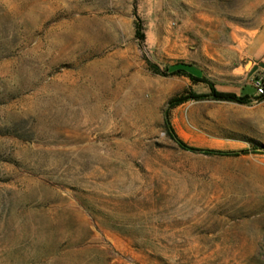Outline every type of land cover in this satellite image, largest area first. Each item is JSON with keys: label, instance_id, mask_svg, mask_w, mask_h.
Listing matches in <instances>:
<instances>
[{"label": "rangeland", "instance_id": "obj_1", "mask_svg": "<svg viewBox=\"0 0 264 264\" xmlns=\"http://www.w3.org/2000/svg\"><path fill=\"white\" fill-rule=\"evenodd\" d=\"M263 26L264 0H0V264H264V103L175 108L188 146L249 153L183 152L163 114L208 87L148 65L251 94Z\"/></svg>", "mask_w": 264, "mask_h": 264}, {"label": "trees", "instance_id": "obj_2", "mask_svg": "<svg viewBox=\"0 0 264 264\" xmlns=\"http://www.w3.org/2000/svg\"><path fill=\"white\" fill-rule=\"evenodd\" d=\"M133 17L135 19V24H134L135 38L142 45L144 44L145 37L143 33L142 23L136 13V8H134L133 10ZM148 65L151 68V71H153V74L155 75H162L163 77L166 75L176 76V77H185L193 84L203 83V84H206L208 87L209 94L207 95L198 96V95H195L194 93H191L189 94L188 97L181 96V97L173 98L167 104V109L165 113L163 114V126L165 129L167 138L170 141H172L174 144H176L179 150L193 154V155H199V156H204V157H218V158H238L240 156H246L249 153L248 151H245V150L220 151V150H211V149H197V148L188 146L187 144L182 142L178 138L176 133L174 132L170 124V112L190 100L201 101L204 99H211L212 101H215V102L230 103V104H235L239 106H247L249 105V99L253 94L252 89L250 90L251 94H248V95L243 94L245 89H242L241 90L242 95L238 97L234 94L219 93L218 91H216V89L214 88L212 84L208 83L204 79H199L197 76H195V74L192 72V70L189 67L176 65L169 70L170 72L161 73L157 67L152 66L151 64H148ZM260 155L264 156V150L261 151Z\"/></svg>", "mask_w": 264, "mask_h": 264}, {"label": "built area", "instance_id": "obj_3", "mask_svg": "<svg viewBox=\"0 0 264 264\" xmlns=\"http://www.w3.org/2000/svg\"><path fill=\"white\" fill-rule=\"evenodd\" d=\"M250 87L253 91L249 105L257 106L264 103V68L255 72Z\"/></svg>", "mask_w": 264, "mask_h": 264}, {"label": "crops", "instance_id": "obj_4", "mask_svg": "<svg viewBox=\"0 0 264 264\" xmlns=\"http://www.w3.org/2000/svg\"><path fill=\"white\" fill-rule=\"evenodd\" d=\"M248 53L250 54L251 57L255 58V59H260L261 57H264V26L263 28L260 30V32L257 34V36L253 39V41L251 42L249 49H248ZM263 61V63H262ZM262 61H259L257 63H253V68H252V72L254 71V69L257 67L258 71L259 66L262 64L264 65V59ZM241 92H239V94H237L236 96H241Z\"/></svg>", "mask_w": 264, "mask_h": 264}, {"label": "water", "instance_id": "obj_5", "mask_svg": "<svg viewBox=\"0 0 264 264\" xmlns=\"http://www.w3.org/2000/svg\"><path fill=\"white\" fill-rule=\"evenodd\" d=\"M259 68L263 69V68H264V65L261 64V65L259 66ZM256 70H257V67L254 69L253 72H255Z\"/></svg>", "mask_w": 264, "mask_h": 264}]
</instances>
